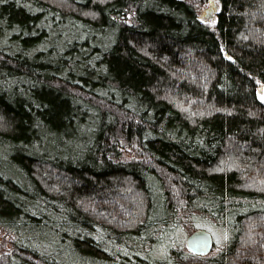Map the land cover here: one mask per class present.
Listing matches in <instances>:
<instances>
[{"label": "trees", "instance_id": "16d2710c", "mask_svg": "<svg viewBox=\"0 0 264 264\" xmlns=\"http://www.w3.org/2000/svg\"><path fill=\"white\" fill-rule=\"evenodd\" d=\"M206 2L0 0V264H264V0Z\"/></svg>", "mask_w": 264, "mask_h": 264}, {"label": "water", "instance_id": "95a60500", "mask_svg": "<svg viewBox=\"0 0 264 264\" xmlns=\"http://www.w3.org/2000/svg\"><path fill=\"white\" fill-rule=\"evenodd\" d=\"M217 10L215 0H207L206 6L200 13L201 20L211 19ZM186 249L198 256H204L211 252L213 248V238L209 231L205 229H196L189 233L185 240Z\"/></svg>", "mask_w": 264, "mask_h": 264}, {"label": "rangeland", "instance_id": "374dc122", "mask_svg": "<svg viewBox=\"0 0 264 264\" xmlns=\"http://www.w3.org/2000/svg\"><path fill=\"white\" fill-rule=\"evenodd\" d=\"M181 229V228H180ZM210 231V230H209ZM180 239H182V241H184L185 240V238H186V233L187 232H185V230L182 228L181 230H180ZM210 233H211V235H212V238L214 237V234L210 231ZM7 242H8V239L7 238H5V237H2V236H0V252H1V250H3L4 249V247L5 246H8L7 245ZM218 242H219V240H218Z\"/></svg>", "mask_w": 264, "mask_h": 264}]
</instances>
